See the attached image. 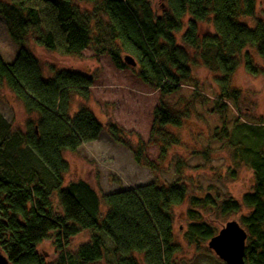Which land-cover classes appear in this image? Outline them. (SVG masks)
Returning <instances> with one entry per match:
<instances>
[{
	"label": "trees",
	"instance_id": "obj_1",
	"mask_svg": "<svg viewBox=\"0 0 264 264\" xmlns=\"http://www.w3.org/2000/svg\"><path fill=\"white\" fill-rule=\"evenodd\" d=\"M76 1L93 7L84 10L75 0H0V15L19 45L32 33L36 43L50 51L79 54L93 46L97 54L107 53L118 68L127 66L125 55L133 56L139 77L161 94L150 139H139L132 147L116 123L110 122L107 131L132 151L137 164L155 171L146 148L156 145L165 157L172 146L183 144L168 128L183 126L191 111L203 120L209 132L198 136L201 149L196 153L209 159L214 151L228 148L237 162L253 171L254 186L243 196V204L227 198L222 209L238 213L244 205L250 210L241 218L248 233L245 263L264 264V130L249 127V123L264 124V119L253 122L242 117L240 90L230 89L239 57L249 46L262 64L245 53L246 72L264 76V20L256 18L257 0H166L160 16L150 0ZM187 13L193 20L180 46L176 33ZM242 17L255 25L240 21ZM211 18L214 34H199L196 20ZM186 47L196 50L207 69L221 75L220 92L193 79ZM51 73L45 76L39 59L23 47L11 63L0 56V86L6 85L26 112L37 116L25 129H15L0 113V250L11 264H92L104 258L107 238L113 264H140L135 253L144 254L145 264H171L178 252L173 209L185 201L186 185L178 181L163 185L155 179L104 194L103 213L99 194L86 181L64 187L69 163L62 152L97 140L105 126L85 105L70 113L72 95L89 97L93 75L56 68ZM181 103H187L184 111L177 110ZM83 230H90L89 240L68 252L71 238ZM215 234L198 223L190 225L186 237L196 242ZM48 238L59 251L53 263L37 251V245Z\"/></svg>",
	"mask_w": 264,
	"mask_h": 264
},
{
	"label": "rangeland",
	"instance_id": "obj_2",
	"mask_svg": "<svg viewBox=\"0 0 264 264\" xmlns=\"http://www.w3.org/2000/svg\"><path fill=\"white\" fill-rule=\"evenodd\" d=\"M9 1V0H2ZM157 15H161L166 0H150ZM84 10H91L90 2H77ZM256 18L264 20V0H257ZM192 16L187 13L183 18V28L176 33L177 43L183 45L182 36L189 27ZM240 21L253 27L254 20L242 17ZM199 34H214L211 21H197ZM23 47L33 53L41 62L45 76L52 75V68L71 70L94 76L90 95L87 99L72 95L70 113L73 115L82 105L88 107L96 118L105 126L99 138L83 143L75 151L65 150L62 155L69 163V170L64 174V187L70 182L84 180L96 190L101 198V212L104 210L102 196L111 192L147 185L157 179L163 185L174 181L184 183L187 187L185 201L173 209L174 243L178 252L173 256L171 264H225L209 247L210 239H199L192 242L186 234L191 224H206L216 234L228 221L236 220L242 226L241 218L249 213L244 205L241 211L225 212L223 202L227 198L239 201L251 192L254 186L252 169L244 162H237L228 148L214 151L209 159L196 153L201 149L198 136L207 135L209 128L192 111L183 126L168 128V132L181 137V146H172L165 157L160 156L156 145L146 148V157L156 164V170L137 164L132 151L116 143L109 135L107 126L116 123L124 132L125 139L135 147L139 139L148 142L153 125L154 109L159 105L161 94L153 86L145 83L138 75L139 67L127 64L124 68L116 67L107 54H97L93 46H89L79 54H65L50 51L36 43L32 33L26 35L23 45L17 44L10 36L3 16L0 15V56L4 62H13L16 54ZM190 55L193 79L207 83L215 91L220 92L218 72L207 69L198 57L196 50L186 47ZM251 53L256 62L262 64L255 48L249 46L241 57L239 65L231 77L230 89L240 90L238 113L253 122L264 119V76L251 75L245 70L243 54ZM187 103H181L177 110L184 111ZM191 105H189V108ZM0 113L15 129H25L29 120H36L35 114L26 112L22 102L6 86H0ZM253 124L264 130V124ZM248 126V125H247ZM252 126V127H253ZM211 197V201L207 200ZM56 203V202H55ZM243 227V226H242ZM215 234V235H216ZM90 230H83L70 240L66 247L68 252L89 240ZM106 253L101 261L92 264H113L112 244L104 238ZM37 251L47 263H53L59 256L54 240L48 238L37 245ZM140 264H145L144 254L135 253Z\"/></svg>",
	"mask_w": 264,
	"mask_h": 264
},
{
	"label": "water",
	"instance_id": "obj_3",
	"mask_svg": "<svg viewBox=\"0 0 264 264\" xmlns=\"http://www.w3.org/2000/svg\"><path fill=\"white\" fill-rule=\"evenodd\" d=\"M124 60L127 64L137 66L136 60L131 55H125ZM247 237V231L239 222L231 220L210 239L209 247L225 264H246L244 256ZM0 264H11L2 250H0Z\"/></svg>",
	"mask_w": 264,
	"mask_h": 264
},
{
	"label": "flooded vegetation",
	"instance_id": "obj_4",
	"mask_svg": "<svg viewBox=\"0 0 264 264\" xmlns=\"http://www.w3.org/2000/svg\"><path fill=\"white\" fill-rule=\"evenodd\" d=\"M6 255V254H5ZM7 256V255H6Z\"/></svg>",
	"mask_w": 264,
	"mask_h": 264
}]
</instances>
